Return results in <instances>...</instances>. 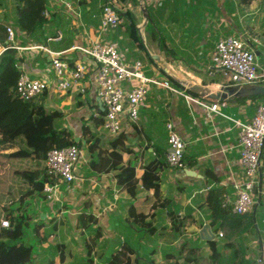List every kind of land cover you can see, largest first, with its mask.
<instances>
[{"label":"crops","instance_id":"crops-1","mask_svg":"<svg viewBox=\"0 0 264 264\" xmlns=\"http://www.w3.org/2000/svg\"><path fill=\"white\" fill-rule=\"evenodd\" d=\"M0 1V22L15 28L16 45H29L24 32L14 26L15 15L4 12L9 8L11 0ZM48 1V10L63 13V25L59 31L61 37L49 40L45 45L55 52H62L71 66L77 61L89 65V72L83 82L85 92L77 88L59 91L54 72L48 68L50 58L44 52L24 51L25 68L33 77L49 79L46 102L65 112V125L77 139L82 137V127L86 121V125L101 138L103 148L110 152V142L119 134L111 135L99 125L105 119V109L94 82L95 65L79 47H89L98 40L116 42L128 65L142 60L147 76L162 79V74L170 77L153 62L144 47L140 35L144 16L139 3L135 5L133 0H120L121 9L131 10L138 18L136 28L140 41H137L125 35V26L100 35L99 0ZM145 2L148 11L151 10L148 24L156 26L165 44L171 49L170 55L167 56L157 42L150 41L146 31L148 25L144 29L145 38L180 78L209 88L213 93L219 91L224 78L219 71H209L211 55L217 42L228 36H239L250 43L264 69V0H251L248 5H242L237 0ZM52 26L54 30L56 25ZM6 44V40H0V54ZM167 57L172 61L168 62ZM179 85L203 102L211 99ZM239 99L242 98L231 100L232 103L226 106L228 112L224 114L250 120L256 107L250 106V100L237 102ZM169 121L174 122L176 130L186 142V166L177 169L167 165L160 171L162 196L171 201L168 207L161 206V201L152 190L141 189L137 196H131L118 184L114 171L95 172L89 165L91 156L87 144L83 145L75 169L76 179L69 185L61 184V210L58 207V212L53 214L56 219L51 222L58 224V235L52 237L58 239L54 244L67 245V263L75 260L81 262L88 257L85 246L91 238L88 234L98 231L102 235L92 252L95 264H106L111 251L123 246L130 258L136 259L135 264H191L187 262L186 256L188 250L195 247H199L197 264H256L258 255L264 250V155L261 183L254 191L256 204L248 213L245 224L233 230L228 227L217 230L211 225L209 217L211 210L206 199L208 191L220 188L225 200L232 201L245 181L236 146L237 128L226 116L189 101L181 94L150 85L140 106L138 120L133 122L126 117L123 119L122 131L127 134V141L126 147L120 148V151L124 163L134 165L139 177L148 163L154 159L159 160L162 157L159 154L169 150L166 127ZM35 200L39 211L41 209L39 219L49 223L54 218L53 215L46 218L49 208L41 204L44 199ZM171 212L181 218L191 216L195 222L188 224L183 233L175 235L172 231ZM81 216L94 218L88 222L92 229L83 226L86 224H80ZM206 226L209 231L205 234L202 230ZM220 232L223 236L219 235ZM212 243L219 250L217 256L212 255ZM41 249L38 250L40 253ZM40 258L39 255L36 264H44Z\"/></svg>","mask_w":264,"mask_h":264},{"label":"trees","instance_id":"trees-1","mask_svg":"<svg viewBox=\"0 0 264 264\" xmlns=\"http://www.w3.org/2000/svg\"><path fill=\"white\" fill-rule=\"evenodd\" d=\"M102 1L108 3V0ZM133 1L138 5V0ZM237 1L242 5L251 2V0ZM15 3L14 26L24 32L29 44L45 45L50 37L58 36L63 25L61 21L63 13L49 10V15L45 16L48 0H15ZM118 11L125 22L116 30L125 26V35L140 41L136 28L138 18L135 13L128 9H118ZM52 24L56 25L54 30ZM155 27L153 24H148L146 28L148 37L151 42H157L159 48L169 56L171 49ZM7 35L5 24L0 22V40H6ZM167 58L168 62L172 61L170 57ZM21 60L17 48L8 46L0 54V264H36L39 255L44 264H95L92 252L102 235L98 231L88 234L91 237L85 244L88 259L67 263V245L51 243V238L58 235V224L51 223L55 221V216L49 223L38 220L33 225H29L27 222V213L32 200L45 199L44 186L48 183L60 182L58 176L48 172V152L53 148H65L70 145L82 148L87 144L91 156L89 165L95 172L114 171L118 184L131 196H137L141 189L152 190L161 201V206L168 207L171 201L163 198L160 188V171L170 165L167 160L168 151L164 150L159 154L162 156L159 160L154 159L148 163L139 177L134 165L124 163L120 151V148L126 147L127 134L124 131L110 142L112 146L110 152L103 148L101 138L86 125V121L83 123L82 137L77 139L73 131L65 125V112L47 104L48 90L42 96L33 99H24L17 93L16 84L21 73L18 65ZM161 78L167 77L161 74ZM174 85L182 89L178 83L174 82ZM247 100L251 101V107H256L258 103L264 101V96L242 98L237 102ZM230 103L232 101L227 102V105ZM222 110L228 112L227 107ZM103 124L104 120H101L99 125L103 126ZM206 199L211 210L209 216L211 225L217 230L223 227L233 230L245 224L248 214L234 212L232 204L225 203L222 189L209 190ZM90 219L92 218L81 216L79 222L81 225L86 224L83 225L86 228L92 229L88 224ZM170 219L175 235L178 232L183 233L188 224L195 222L193 217L181 218L175 212L170 213ZM5 220L9 221L8 227L3 226ZM32 241L42 247L41 253L36 251ZM212 244V255L217 256L219 250L215 243ZM186 260L191 264H197L199 247L190 248ZM135 261L136 259L132 260L123 246L119 250L111 251L106 264H135Z\"/></svg>","mask_w":264,"mask_h":264},{"label":"built area","instance_id":"built-area-1","mask_svg":"<svg viewBox=\"0 0 264 264\" xmlns=\"http://www.w3.org/2000/svg\"><path fill=\"white\" fill-rule=\"evenodd\" d=\"M100 10V35L116 30L124 19L120 16L118 9L120 0H108L104 3L99 0ZM69 5V4H68ZM70 5L68 9H70ZM45 16L49 10H45ZM7 30L6 45L3 51L9 47L17 48L22 58L18 67L21 71L16 84L17 93L24 99H33L42 96L49 90V79L46 77H33L26 70L23 63L24 51L44 52L50 62L48 68L52 69L56 78V87L64 92L77 88L85 92L83 84L89 72V65L83 61H77L73 66L69 64L62 52H55L41 43H33L26 46L16 45V30L10 24H5ZM61 37H50L49 40H56ZM85 56L94 63V82L97 86V94L105 109L103 127L111 135H117L123 130L124 117L135 122L139 118L140 106L144 102L150 85L163 87L169 91L178 93L204 107L230 118L237 128V147L240 153V161L244 169L245 181L234 200L226 199L225 203L232 204L233 211L238 214L250 213L256 201L254 191L261 183V170L264 155V101L256 106L255 114L250 120H241L227 116L222 108L227 102L222 99H210L203 102L197 97L189 94L184 89L174 85L171 78L159 79L154 76H147L144 72L145 63L137 60L133 65H128L122 57L119 45L116 42H94L89 47H79ZM211 68L209 71H219L224 78L223 84H264V69L257 58L256 50L246 40L239 36H228L220 39L211 55ZM138 82V83H136ZM168 130L169 150L167 160L170 166L177 169H184L186 142L176 130L173 121L166 124ZM81 158V148L77 145H70L65 148H53L47 154V168L51 175L60 178L59 183L46 184L43 189L45 199L41 202L48 206L47 217L58 212L62 204L61 184L69 185L76 179L75 169ZM57 207V208H56ZM56 208V209H55ZM30 207L27 215L31 212ZM46 209V207H45ZM61 210V208H60ZM54 216V215H53ZM41 219V218H40ZM37 219L36 221L40 220ZM30 225H33L31 223ZM3 226L8 227L9 221H3ZM220 236L223 233L220 232ZM256 264H264V250L256 259Z\"/></svg>","mask_w":264,"mask_h":264},{"label":"water","instance_id":"water-1","mask_svg":"<svg viewBox=\"0 0 264 264\" xmlns=\"http://www.w3.org/2000/svg\"><path fill=\"white\" fill-rule=\"evenodd\" d=\"M139 7L144 16V22L140 29V35L144 44L145 49L147 50L148 55L153 60V62L164 72L168 77L173 81L183 85L187 89L194 91L198 94L207 96L211 99H222L225 101H231L237 98L243 97H254V96H264V84H243V85H228L223 84L220 86L219 91L213 93L211 89L194 84L191 81L184 80L180 78L177 74L174 73L172 67L167 63V61L159 54L156 53L152 46L147 42L145 38L144 29L150 22L149 11L146 5L145 0H138ZM209 227L206 226L203 228L202 232L207 233Z\"/></svg>","mask_w":264,"mask_h":264},{"label":"rangeland","instance_id":"rangeland-1","mask_svg":"<svg viewBox=\"0 0 264 264\" xmlns=\"http://www.w3.org/2000/svg\"><path fill=\"white\" fill-rule=\"evenodd\" d=\"M3 2H4V0H3ZM4 12H5V14L7 13V15L8 14L9 15H11V14L15 15V0H11L10 5H9V8L6 11H4ZM30 205H31L30 206V208H31L30 211L31 212L27 215V222H28L29 225L31 223L36 222V220L39 219V216H40V213H41L40 212L41 209L39 211L38 204H36V200L35 199L32 200V202H31ZM72 237H73V235H72ZM51 240H52L51 241L52 245H55L54 242H56L58 239L57 238H54V239L52 238ZM32 243L35 245L36 251H38V250L41 249V247L39 245H37L34 241H32ZM77 243H79V242H77ZM77 246H78V244H77Z\"/></svg>","mask_w":264,"mask_h":264}]
</instances>
